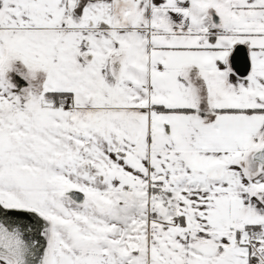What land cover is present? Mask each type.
Segmentation results:
<instances>
[{"label": "snow or ice", "instance_id": "snow-or-ice-1", "mask_svg": "<svg viewBox=\"0 0 264 264\" xmlns=\"http://www.w3.org/2000/svg\"><path fill=\"white\" fill-rule=\"evenodd\" d=\"M0 264H264V0H0Z\"/></svg>", "mask_w": 264, "mask_h": 264}]
</instances>
